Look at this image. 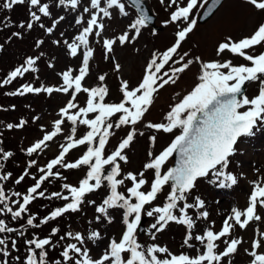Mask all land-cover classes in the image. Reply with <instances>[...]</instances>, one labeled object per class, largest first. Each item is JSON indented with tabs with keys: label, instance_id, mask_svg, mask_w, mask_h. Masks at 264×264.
Here are the masks:
<instances>
[{
	"label": "snow or ice",
	"instance_id": "obj_1",
	"mask_svg": "<svg viewBox=\"0 0 264 264\" xmlns=\"http://www.w3.org/2000/svg\"><path fill=\"white\" fill-rule=\"evenodd\" d=\"M220 0H214L213 7ZM253 8L264 11V0H246ZM165 10L172 9L168 24H183L175 33V39L162 53L154 52L147 62L142 79L135 87H130L127 81H122L120 91L122 99L119 103H106L108 95L106 86H85V78L89 76L90 58L94 50L89 47V37L94 34L101 38L106 30L105 18H113V12L122 16H129L126 4L122 0H90V7H83L84 13H90V19L78 35L69 42L64 39L63 45L72 57L78 56V50L83 46L86 51L82 53V64L78 69L58 73L62 78V85L50 87L41 85L34 87L23 84L17 90L6 93L12 96H24L25 94L64 93L70 96L65 106L59 110V119L54 121L53 130L43 135L26 149H22L29 157L39 154L48 148V142L53 141L62 132V126L70 122L71 134L65 139L66 144L60 145V151L46 166L38 167L40 173L30 174L29 169L37 165L35 159L27 162L22 174L15 180L19 185L29 177L34 184L27 188L25 194L20 192L6 193L3 184H0V216L9 215L12 221L21 220L25 214L30 213V205L38 199H57L65 203L56 207L50 213L39 218L35 214L27 216L26 224L31 228H40L51 221H58L66 214L83 212L85 206L93 208V220L97 224H111L115 217L112 211L121 212L122 223L125 226L119 240L108 238L106 246L99 256L90 255L87 241L94 244L103 243L105 236L99 229L90 231L87 236L81 232L66 231L60 235V228H51L50 233L44 238H39L35 233L31 238H24L26 231L21 225L20 229L9 227L5 219H0V264H233L230 259L239 247L244 243L243 238H234V231L238 227L241 230L248 229L253 221L262 218L257 214V209L264 208V184L253 182L254 187L248 198L246 207L238 210L231 209V214L226 216L219 231L212 227L205 228L202 233L194 234L197 221H207L209 211L206 210V201L199 192V182L208 180L209 183L218 184L221 188H231L238 184V178L229 168L231 157L237 152V144L241 137L254 135V130L264 127V51L252 54L250 50L257 47L264 48V22L260 23L251 35L234 41L228 37L225 42L218 45L216 55L230 52L233 56L243 58L247 63L236 65L231 59L224 62L219 60L204 61L200 56L189 58L190 53H180L182 44L188 39L197 25L194 18V10L204 7L208 0H159ZM80 0H58L57 7L65 6L76 10ZM27 5L30 19L21 22L18 28L29 31L38 24L47 36L54 33L57 25L65 19L64 16L53 18L48 3L41 0H5L0 8L8 11L14 6ZM138 16L132 20L123 34L107 38L103 37L105 54L113 51L117 43L121 46L134 43L141 35V30L150 21L151 17L142 7V0H131ZM36 9V10H33ZM95 10V11H93ZM113 10V11H110ZM211 12V8L208 9ZM39 13V14H38ZM102 14V15H101ZM42 16L49 18L51 26L42 22ZM84 22L82 16L75 18V24ZM4 27H11L10 24ZM23 31H13L12 37L23 38ZM130 33H132L130 35ZM64 33H61L63 36ZM155 35V32H153ZM45 41H36V47L40 48ZM57 46L61 40H53ZM3 45H0L2 48ZM43 53L35 57H27L23 64L16 67L7 76L0 80V88L11 84L25 73H38L36 66ZM199 65L197 83L180 99L170 106L163 116V122L148 121L144 123L146 114L154 104L156 95L167 85H175L181 74L190 70L193 64ZM55 65L49 63V67ZM167 66V68H166ZM119 69V65H116ZM38 78V77H37ZM99 81L105 80V75L98 77ZM255 84L257 94L249 97L246 93L247 86ZM86 94L84 106H79L75 101L78 94ZM180 96V93L176 94ZM13 109L15 105L11 106ZM243 109V110H242ZM0 110L6 111L0 106ZM75 110V111H72ZM89 114H94L89 118ZM115 118V119H114ZM40 120L34 116L32 122ZM28 123L20 119L18 123H8L3 127L7 130L23 129ZM143 124L144 128L153 132L173 134L174 138L158 154L149 150L148 160L138 172L123 173L121 162L127 164L128 157L125 150L128 149L136 136H144V132H137V126ZM86 127V132L77 137V126ZM129 127L125 137L118 143L110 154L105 149L109 138L115 135V131L123 127ZM43 125L41 129L43 130ZM179 134H175L176 132ZM3 133L0 132V136ZM150 147H154L157 141L156 135H149ZM3 140L0 139V145ZM83 146L86 150L74 162H68L66 157L73 149ZM176 155L178 159L172 167H166L169 160ZM14 156L12 151H6L0 147V181L8 180L12 173H3L7 162ZM86 167L84 177L77 185L62 184V188L69 194L52 192L46 195L47 189L42 186L50 178L66 180L60 169L77 170ZM166 169V170H165ZM151 172L149 178L148 173ZM131 184L126 188L127 195L119 191L125 182ZM168 189L165 194V189ZM108 189L101 198L99 204L95 199H89V195H95L103 189ZM164 195L162 205L155 204L158 198ZM12 197L19 199L13 200ZM15 206V207H14ZM148 206V207H146ZM190 210L194 211L189 215ZM153 218L154 222L144 231L150 236L153 243L145 245L138 241V232L141 230L142 216ZM214 224L215 222H211ZM171 224L183 226L185 235L181 247H187L195 251V256L185 252L173 254L167 246L155 243L158 234L163 233ZM259 232V230H256ZM13 234L2 235V234ZM261 239L251 241V251L245 248V253L251 258L250 264H264V232L259 233ZM53 238H56L55 241ZM74 240L68 243L60 252V259L50 260V251L58 247L61 241ZM23 244L26 255L20 253V244ZM192 241H197L202 248H197ZM224 247L221 249L220 244ZM79 245V246H78ZM99 247V244H98ZM163 257V258H162Z\"/></svg>",
	"mask_w": 264,
	"mask_h": 264
},
{
	"label": "rangeland",
	"instance_id": "obj_2",
	"mask_svg": "<svg viewBox=\"0 0 264 264\" xmlns=\"http://www.w3.org/2000/svg\"><path fill=\"white\" fill-rule=\"evenodd\" d=\"M122 2L126 4V11H128L129 16H122L118 11L113 12L112 19L105 18L104 20L106 30L102 33V37L97 38L94 34L89 37V47L94 52L89 61V76L85 78L84 83L85 86L91 87L106 86L109 90L108 95L105 97L106 103H119L122 99V93L120 91L122 81H127L130 87H135L142 79L145 66L151 59L152 54L154 52L162 53L171 46L174 42L176 31L178 28L184 26L183 24H168L165 26L164 22L169 19V14L172 9L165 10V6L161 5L159 0H143L148 10L154 15V24L158 28L153 29L151 25L147 24L142 28L141 35L134 43H127L123 46L117 43L113 46V51L106 55L103 48V37L113 38L123 34V32L128 30V24L138 16V12L129 1L122 0ZM41 3H48L50 5L53 18L64 16L65 19L57 25L51 36L46 35L47 39L44 48L38 49L40 53L44 54V60H41L44 62V65L41 67L39 73L30 72L29 77L35 81L38 87L41 85L59 87L62 85V78L58 73H62L71 68L75 70V74H78V69L82 64V53L86 49L81 46L80 50H78V56L74 58L63 45V40L67 39L71 42L74 36L78 35L82 28L86 26V21L90 19V13H84L82 9L83 7H90V0H80V4L76 10L71 9L70 6L57 7L58 0H41ZM203 8L194 10V18L196 20ZM79 16L84 18V22L81 25H76L75 18ZM42 22L46 26H51L52 21L42 16ZM262 22H264V11L253 8L246 0H223L207 20L200 23L197 22L193 32L189 34L188 39L182 44V48L179 51L181 54L184 51L189 52V58L193 59L196 56H200L204 61L219 60L220 62H224L231 59L236 65L247 63L243 58L233 56L227 51L217 56L216 49L228 37H231L234 41H238L243 37L251 35L255 28ZM153 32H155V35H153ZM61 33H64V35L61 36ZM57 39L61 40L60 46L53 43V40ZM250 51L252 54H258L264 51V48L257 47ZM49 63L55 66L49 67ZM117 64L119 65V69L116 68ZM100 75H105L103 82L98 79ZM198 75L199 65L194 63L190 70L181 74V79L175 85H167L164 89H161L156 95L149 113L146 114L144 123L148 121L163 122L162 118L170 109V106L190 91L194 84L198 82ZM247 88L248 91L246 94L250 98L257 94L255 84L248 85ZM177 93H180V96H177ZM69 99L70 96L64 93H53L51 95L41 93L32 99L33 114L34 116H39L40 120L34 124L36 130L26 135V147L31 146L36 141L42 139L45 133L53 130L54 121L60 118V108L65 106ZM85 100L86 94L82 93L78 94L75 102L82 107L85 105ZM93 115L89 114V118ZM41 125L44 126L43 130L41 129ZM62 129L61 134H58L53 141L48 142V148L39 154H35L33 158L37 161V165L29 169V173L33 171V174L38 175L37 168L46 166L51 159L58 155L60 145L66 144L67 140L65 137L71 134L70 122H66L62 126ZM129 130V127L126 126L115 131V135L109 138V142L106 145L105 151L107 154L115 150L118 143L125 137ZM140 131L144 132V136L137 135L131 146L125 150L129 162L127 164L121 162L124 174L129 171L138 172L142 170L143 164L148 160L147 152L151 150L158 154L174 138L173 134L153 132L150 129L144 128L143 124L137 126V132L139 133ZM85 132V126H77V137L82 136ZM175 134H179V132L177 131ZM149 135L157 136L154 147H150ZM236 147L238 150L231 157L229 168L225 170L237 176L238 184L236 186L221 188L218 184L209 183L208 180L199 182V192L206 201V210L209 211L210 215L207 221H197V227L193 230L194 234L202 233L207 227H212L214 231H219L223 220L231 214L233 207H236L238 210H243L246 207L248 198L254 187L253 182L259 181L264 184V127L254 130V135L250 137H241ZM85 150L83 146L71 150L66 160L68 162H74ZM172 162L173 160L171 158L166 167H171ZM60 171L67 179L60 180L51 178V185L53 186L46 192V195H50L52 192H61L64 195H68L69 193L62 188V184L77 185L79 180L84 177L87 169L86 167H82L77 170L60 169ZM148 176L149 178L151 177V172L148 173ZM130 186L131 184L126 181L125 185L119 188V191L127 195L126 188ZM107 191L108 189L105 188L95 195L90 194L88 198L95 199L97 204H99L101 198ZM167 191L168 189L166 187L165 194ZM163 202L164 195H161L154 202L153 206L155 204L162 205ZM54 203L57 204L56 207H60L65 202L57 199H45L44 207H50ZM257 214L262 218L260 221L251 222L248 229L241 230L237 227L234 231V238L242 237L244 243L239 247L238 252L230 258L233 264H250L251 258L245 253L244 249L247 248L251 251V241L261 239L259 233L264 232V208L258 207ZM111 215L115 217L114 222L111 224H97L95 222L89 224V221L93 220L94 212L91 206H85L83 212L66 214L63 217L64 220L59 219L54 224L52 222V226L60 228V235H63L66 231H72L73 233L81 232L87 236L90 231L99 229L102 235L105 236L103 243L97 242V244H94L91 241H87L90 255L97 257L106 246L108 238L119 240L124 231L125 226L122 223L121 212L112 211ZM189 215H193L195 219L193 210H190ZM63 221L69 223L64 224ZM213 221L215 222L214 224L211 223ZM153 222V218H149L146 215L142 216V230L138 232L139 242L145 245L153 243L150 236L144 231ZM257 229L259 232L256 231ZM184 235L185 228L183 226L171 224L163 233L158 234V239L155 243L161 246H167L173 254L185 252L190 256H195L197 254L195 251L187 247H181ZM53 239L55 241V238ZM68 243H75V241L66 239L60 242L58 247L50 252V260L60 259V252ZM191 243L197 248H202L197 241H192ZM220 247L222 249L224 245L221 243ZM258 251H264V248ZM12 264H15V262L13 261Z\"/></svg>",
	"mask_w": 264,
	"mask_h": 264
},
{
	"label": "trees",
	"instance_id": "obj_3",
	"mask_svg": "<svg viewBox=\"0 0 264 264\" xmlns=\"http://www.w3.org/2000/svg\"><path fill=\"white\" fill-rule=\"evenodd\" d=\"M4 2L5 0H0V5H2ZM29 19L30 16L28 15L27 5L14 6L13 10L11 11L0 8V45H3V47L0 48V80H3L7 76V74L14 70L16 67L21 66L27 57H35L37 55H40L38 49L44 48L46 44L47 36L45 35L44 31L39 28L38 24L29 31H23L18 28L19 23L26 22ZM7 24H10L11 27H4V25ZM13 31H23V38L18 39L16 37H12L9 40L8 37L11 36V33ZM41 39H43L45 43L40 48H37L36 41ZM42 59L44 60L43 56L40 57V60L36 65L39 69L38 73L41 71V67L44 65V62L41 61ZM29 73H25L22 77H18L11 84L0 88V106H2L3 109H7L6 111L0 110V132L3 133V135L0 136V139L3 140V144L0 145V147H3L6 151H12L14 153V156L10 158L9 161L4 162L5 167L3 169V173L10 172L12 173V175L8 180L0 181V184H3L4 190L8 194H10L11 192H20L21 194H25L27 188L34 184V180H32L30 176L25 177V180L22 181L19 185L15 184V180L22 174V172L26 168L27 162L34 159L33 157L35 156V154H33V156L29 157L22 149L28 148V146L26 147L25 143L26 135L36 130L34 126L35 123L32 122L34 114L33 104L31 101L37 96V94H25L24 96L6 95V93L17 90L23 84H30L34 87H38L35 84V81L29 77ZM12 105H15L14 109L11 107ZM20 119H25L28 121L23 129L7 130L3 127L8 123L16 124ZM30 174H33V171L30 172ZM39 175L40 173L36 175L37 178L39 177ZM51 181L52 179L50 178V180L48 182H45V185H43L42 187L46 188L48 191L53 186L51 185ZM12 199L16 200L19 198L12 197ZM44 201L45 199L43 198L34 201L29 206L30 213L25 214L24 218L21 220L12 221L10 218V214L0 216V219H5L9 227L20 229L21 225H23L26 231V235L24 238H31L33 233H35L39 238H44L45 236H47V234L50 233L51 228H53L52 222L54 224L57 221H51L49 222V224L42 225L40 228H31L26 224L28 215L35 214L39 218H43L57 206V204L54 203V205L45 208ZM59 219L64 220L63 218ZM63 223L66 224L69 222L63 221ZM2 235H11L13 237L16 236L15 233H5ZM20 247V253H13V255H26L22 241Z\"/></svg>",
	"mask_w": 264,
	"mask_h": 264
},
{
	"label": "water",
	"instance_id": "obj_4",
	"mask_svg": "<svg viewBox=\"0 0 264 264\" xmlns=\"http://www.w3.org/2000/svg\"><path fill=\"white\" fill-rule=\"evenodd\" d=\"M127 1H129V3H131V0H127ZM222 1L223 0H220L219 4H216L213 7L214 0H208V3L204 6V8L202 9V12L198 16V19H197L198 23L207 20L216 11V9L219 7V5L222 3ZM142 7L147 12V15L151 17V21L149 22V24H151L155 29H157L158 26H156L154 24V15L148 10V8L144 4L143 0H142ZM209 8H211V12L210 13L208 12ZM172 158H173V163H172L171 167L175 165L176 160L178 159V157L174 154ZM141 230H142V224H141Z\"/></svg>",
	"mask_w": 264,
	"mask_h": 264
}]
</instances>
